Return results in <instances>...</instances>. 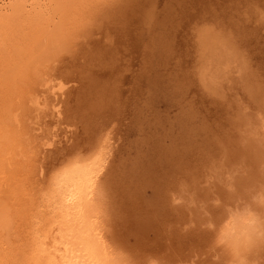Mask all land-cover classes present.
Wrapping results in <instances>:
<instances>
[{"label": "bare ground", "instance_id": "bare-ground-1", "mask_svg": "<svg viewBox=\"0 0 264 264\" xmlns=\"http://www.w3.org/2000/svg\"><path fill=\"white\" fill-rule=\"evenodd\" d=\"M125 1L0 0V264H264V0L200 36L196 78L228 118L214 128L159 53L128 106ZM127 107L112 166L104 129Z\"/></svg>", "mask_w": 264, "mask_h": 264}, {"label": "rangeland", "instance_id": "rangeland-1", "mask_svg": "<svg viewBox=\"0 0 264 264\" xmlns=\"http://www.w3.org/2000/svg\"><path fill=\"white\" fill-rule=\"evenodd\" d=\"M140 1V2H138ZM148 1V2H147ZM224 0H126L125 1V5H126V13L129 12V14L127 15V17H129V23L130 21L132 22L133 20V24L132 25L130 23V25L132 26H129L127 29H129V32L132 31V32H127V31H123L120 35V33H117L119 31H117V36H122L119 38H122L123 40H127L129 43L132 44V42L136 45V47L134 46V44H130V46H128V48H133L134 51L129 50L128 51V54H127V58L125 59L126 62H130V65L128 66L127 65V70L128 71H132V72H129L128 71L124 72L122 78H124V83L122 82V84H126V86L124 85L122 89V93L123 96H122V93H121V96L124 98V96L128 97V98H125L127 103H129L128 106L131 107V105H133V100L134 102L138 105L137 106L136 104H134L132 107L133 108H142V106H144L146 104V101H147V97H148V92L151 90V86L156 78L155 76V72H153V67L154 65L157 64L156 62V59H155V56L159 53V57L164 65L163 69L161 70V72H163L164 75H166V77L168 76H172V78L176 79L179 83H183L181 85L187 87V90H186V93H187V98H188V109H189V112H193L192 114L193 115H197L199 118H201L204 123L206 124H209L210 126H212L211 124H213V122H216L217 120H222V119H228V118H225L227 117L226 113H224V109L220 108L221 107V104L219 106V103H216V101H214L213 99H209L208 96H206V93H204L201 89V86L199 84V80L196 78L198 77L196 74H197V70L199 67V63H198V59H200V52L201 50H199L201 48V34L202 32H205L207 30H211L213 32H219V31H222L221 28L224 26H226L227 24H231V26L236 23H233L234 19H235V22L237 17L238 16V12H240L241 8H239V5L243 3L245 0H226L227 2H223ZM231 1V2H229ZM182 2V3H181ZM208 2V3H207ZM132 3V4H131ZM128 4V5H127ZM155 4V5H154ZM182 5V6H181ZM207 6V7H206ZM230 6V8H228ZM155 7V8H154ZM204 7V8H203ZM232 7L233 10H232ZM206 8V9H205ZM211 8V9H210ZM225 8L227 9L225 11ZM239 8V9H238ZM219 9V10H218ZM236 10V11H235ZM239 10V11H238ZM163 11V12H162ZM238 11V12H237ZM191 12V13H190ZM198 12V13H197ZM237 12V13H236ZM242 12V10H241ZM209 13V14H208ZM213 13V14H212ZM227 13V14H226ZM168 14V15H167ZM182 14V15H181ZM233 14V15H231ZM204 15V16H203ZM233 17H231V16ZM146 16L148 17V20L150 22H154V27L152 28H149L147 23H146ZM159 16V17H158ZM220 16V17H218ZM227 16V17H226ZM132 17V19H131ZM134 17V18H133ZM169 17V18H168ZM181 17V18H180ZM194 17V18H193ZM225 17V18H223ZM231 17V18H230ZM151 18V19H150ZM232 18L233 21H232ZM222 19H225V21L227 22H230L232 21V23H226L224 20ZM231 19V20H230ZM138 20V21H137ZM147 20V21H148ZM197 20V21H196ZM222 20V21H221ZM229 20V21H228ZM170 21V22H169ZM223 21L226 23L223 24ZM137 22L136 26H135V23ZM191 23V24H190ZM222 23V24H221ZM156 24V25H155ZM219 24V25H218ZM220 24L222 26H220ZM138 25V26H137ZM193 25V26H192ZM216 25V26H215ZM134 26V27H133ZM141 26V27H139ZM157 26V27H156ZM188 26V27H187ZM199 26V27H198ZM228 26V25H227ZM228 26V27H229ZM236 26V25H235ZM148 27V28H147ZM186 27V28H185ZM198 27V28H197ZM212 27V28H211ZM220 28L217 29V28ZM135 28V29H133ZM203 28V29H202ZM209 28V29H207ZM138 29V30H137ZM167 29V30H166ZM184 29V30H183ZM196 29V30H195ZM198 29V30H197ZM215 29V30H214ZM137 30V31H135ZM149 30H150V33H149ZM142 31V32H141ZM197 31V32H196ZM138 32V33H137ZM152 32V33H151ZM201 32V33H200ZM168 33V34H167ZM200 34V35H199ZM148 35H150L148 37ZM116 36V37H117ZM138 38H137V37ZM152 36V37H151ZM124 37V38H123ZM140 37V38H139ZM155 37V38H154ZM183 37V38H182ZM118 38V37H117ZM151 38V40H150ZM153 38V39H152ZM139 39V41H138ZM163 39V40H162ZM135 40L138 42V46H137V42H135ZM150 40V41H149ZM183 40V41H182ZM156 41V42H155ZM195 41V42H194ZM200 41V42H199ZM167 43V44H166ZM211 44V43H210ZM150 45V46H149ZM155 45V46H154ZM186 45V46H185ZM134 46V47H133ZM163 46V47H162ZM213 46L215 47H219L220 44L217 42H215L213 44ZM138 47V50L136 49ZM141 47V48H140ZM143 47L145 48L144 50ZM147 47V48H146ZM149 47V48H148ZM156 47V48H155ZM261 47L260 49H262V46H259ZM147 49V50H146ZM150 49V50H149ZM259 49V48H258ZM199 50V51H198ZM215 50V49H214ZM177 51V52H176ZM198 51V52H197ZM254 51V50H253ZM147 52V53H146ZM149 52V53H148ZM134 53V54H133ZM138 53V54H137ZM187 53V54H186ZM196 53V54H195ZM199 53V54H198ZM130 54V56H129ZM147 54V55H146ZM149 54V55H148ZM177 54V55H176ZM140 55V56H139ZM142 55V56H141ZM172 55V56H171ZM191 55V56H190ZM124 57V55H122ZM136 56V57H135ZM149 56V57H148ZM122 57V58H123ZM138 57V58H137ZM149 59H147V58ZM182 57V58H181ZM190 57V58H189ZM166 58V59H165ZM129 59V60H127ZM138 59V60H137ZM143 61H146V62H143ZM146 59V60H145ZM154 59V60H153ZM171 59V60H169ZM196 59L198 60L197 63H198V66L197 64L194 65V63L196 62ZM173 60V61H172ZM152 61V62H151ZM142 62V63H140ZM148 62V63H147ZM182 62V63H181ZM140 63V65H139ZM144 63H147V64H144ZM167 63V64H165ZM169 63V64H168ZM138 64V65H137ZM144 64V65H143ZM134 65V66H133ZM145 65H147V67H149L148 69H146ZM181 65V66H180ZM193 65V66H192ZM263 65V64H262ZM132 66V67H131ZM142 66H144L145 68H143ZM167 67V68H166ZM171 67V68H170ZM175 67V68H174ZM130 68V70L128 69ZM192 68V69H190ZM195 68V69H194ZM147 70V71H144V70ZM189 70V71H188ZM141 71V72H139ZM149 71V72H148ZM188 72V73H187ZM192 72H195L194 74ZM126 73L128 75H126ZM167 73V74H166ZM190 73V74H189ZM106 73H104L105 75ZM108 74V72H107ZM106 74V75H107ZM142 76L141 78L137 76ZM139 74V75H138ZM144 74V75H142ZM189 75V76H188ZM144 76V77H143ZM104 78H106L105 76H103ZM132 77V78H131ZM192 77V78H191ZM108 78V77H107ZM106 78V79H107ZM187 78V80H186ZM190 78V79H189ZM196 78V80H195ZM109 79V78H108ZM139 80V81H138ZM189 80V81H188ZM164 81L166 80H163V81H158L157 80V83L158 85L162 86V87H168L170 85L173 84V82H168V83H165ZM140 82V83H139ZM160 83V84H159ZM142 84V85H141ZM148 84V85H147ZM175 84V82H174ZM130 85V86H129ZM133 85V86H131ZM141 85V86H140ZM129 86V88H128ZM199 88H198V87ZM143 87V88H142ZM196 87V88H195ZM193 88V89H192ZM133 89V90H132ZM140 89H142L143 91H141ZM130 93H129V92ZM140 91V92H139ZM139 92V93H138ZM141 92H143L141 94ZM145 92V93H144ZM201 95H200V93ZM130 97H134L135 98H129V95ZM136 93V94H135ZM190 94V95H189ZM140 96V98H138ZM189 95V96H188ZM202 96V97H201ZM205 96V97H204ZM144 97V98H143ZM137 98L139 99L138 102L137 101ZM206 98H208L206 100ZM130 102H129V100ZM133 99V100H131ZM136 99V100H135ZM143 99V100H142ZM145 99V101H144ZM192 99V100H191ZM199 99V100H198ZM125 101V102H126ZM142 101V103H141ZM211 101V102H210ZM214 101V102H213ZM199 102V103H198ZM209 102V103H208ZM132 103V104H131ZM216 103V105H215ZM192 104V105H191ZM218 104V105H217ZM136 105V107H135ZM202 105V106H201ZM210 105V106H209ZM216 106V107H214ZM218 106V107H217ZM131 107V108H132ZM163 108V107H162ZM220 108V109H218ZM124 112L123 114H121V116H117L118 120H116V116L113 117L115 119H113V123L114 126H109L110 129L117 126L119 128H117V134H114L115 137L113 136V134L111 133H116V131L114 132L113 130L109 131V127H107L108 129H104V132L106 130H108L107 133H109L108 135L110 136V138H116L117 137L119 140H117L116 138V141L115 139L114 140H110L109 139V136H105L104 138H108V144L109 142L113 141L111 144L113 147H110L108 146V152L109 150L110 151H113V150H116V151H119L120 150V145L122 144V138L125 136L127 138V134L128 133H131L132 132V135L135 133L134 130L132 129V127H130L129 129L131 130H128V124L129 122L131 123L132 121V115L130 116V108L127 107V108H123ZM126 109V110H125ZM198 109V110H197ZM214 109V110H213ZM78 112L81 110H79L78 108L76 109ZM76 111V113H77ZM128 111V112H127ZM197 111V113H196ZM215 112V113H214ZM129 113V114H128ZM81 114V113H80ZM106 114V115H105ZM105 117L108 115L107 113H105ZM174 115L176 113H173ZM203 114V115H202ZM79 115V113H77V116ZM103 115V116H104ZM77 116H75V120L78 121L77 119ZM172 116V115H170ZM217 116V117H216ZM71 116L68 117L69 120H72V118H70ZM79 119L82 117L81 115L78 116ZM100 117V119H98ZM99 117L97 118L98 121L99 120H102V116L99 115ZM102 117V118H101ZM122 117V118H121ZM130 117V121H129V118ZM84 118V117H83ZM204 118V119H203ZM96 119V118H95ZM94 119V124L95 126H97V123L98 122H95L96 120ZM167 119V118H166ZM81 120V119H80ZM85 120V119H84ZM123 120V121H122ZM93 121V120H91ZM90 123H93L91 122ZM128 121V122H127ZM222 121L224 123H226L227 125H224L226 127H228L229 125V121ZM71 122V121H69ZM221 122V121H220ZM88 123V121H87ZM118 123V124H117ZM128 123V124H127ZM65 124L67 123H63L61 125H63V128L65 129ZM116 124V125H115ZM121 126H120V125ZM125 124V125H124ZM127 124V125H126ZM110 125V123H109ZM134 125V122L133 124H129V126H133ZM223 125V124H222ZM123 126V128H122ZM125 126V128H124ZM127 126V127H126ZM215 123L213 124V128H214ZM225 127V128H226ZM127 128V129H126ZM73 129V128H72ZM121 129V131H120ZM66 130V129H65ZM124 132H123V131ZM127 131V132H126ZM103 132V134H104ZM105 132V135H107ZM111 132V133H110ZM120 132V133H119ZM71 133V134H70ZM127 133V134H125ZM67 134V135H66ZM63 133V136H65L66 138H68L69 136L71 137L72 135V132H68V133ZM125 134V135H123ZM123 135V136H122ZM113 136V137H112ZM223 136V135H222ZM69 137V138H70ZM128 138H131V135L128 134ZM118 141V142H117ZM120 142V143H119ZM116 143V144H115ZM117 143L119 144L118 148L116 147ZM115 145V146H114ZM116 147V148H115ZM111 148V149H110ZM119 149V150H118ZM112 153V154H111ZM109 152L110 156L107 157V162L112 159L111 155H113L114 157L116 156L117 157V161H118V154H120V152ZM115 155H114V154ZM117 153V155H116ZM110 160H109V159ZM198 158V157H197ZM116 158L112 159L110 163H113L112 166H115L117 165V161L115 160ZM114 160V162H112ZM108 162V163H109ZM111 166V168H112ZM106 167H109V165H106ZM110 168V169H111ZM108 169V168H107ZM106 170V169H105ZM110 171V170H108ZM108 171H104V175L106 177V174L109 173ZM103 177V178H105ZM104 180V179H103Z\"/></svg>", "mask_w": 264, "mask_h": 264}]
</instances>
